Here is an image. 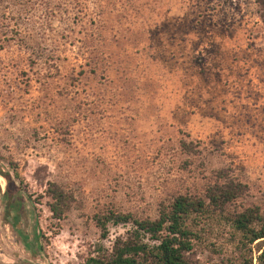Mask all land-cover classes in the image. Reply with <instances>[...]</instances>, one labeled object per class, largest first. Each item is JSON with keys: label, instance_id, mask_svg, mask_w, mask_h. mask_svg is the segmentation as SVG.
<instances>
[{"label": "rangeland", "instance_id": "obj_1", "mask_svg": "<svg viewBox=\"0 0 264 264\" xmlns=\"http://www.w3.org/2000/svg\"><path fill=\"white\" fill-rule=\"evenodd\" d=\"M0 172V264H83L128 228L93 216L154 218L218 176L264 204V5L0 0Z\"/></svg>", "mask_w": 264, "mask_h": 264}, {"label": "trees", "instance_id": "obj_2", "mask_svg": "<svg viewBox=\"0 0 264 264\" xmlns=\"http://www.w3.org/2000/svg\"><path fill=\"white\" fill-rule=\"evenodd\" d=\"M257 1L264 5V0ZM218 177L201 197L177 195L160 206L154 218L111 211L93 216L101 237L108 223L128 228L103 254L83 264H264V204L235 206L245 185ZM45 194L51 218L61 220L71 196L54 184L46 187ZM210 228L216 238L208 242L205 235ZM201 245L212 248L216 260L200 261L195 250Z\"/></svg>", "mask_w": 264, "mask_h": 264}]
</instances>
